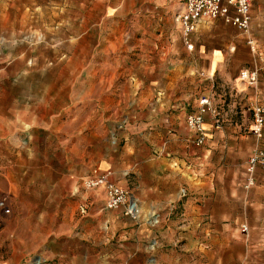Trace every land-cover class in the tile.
<instances>
[{
    "label": "rangeland",
    "instance_id": "1",
    "mask_svg": "<svg viewBox=\"0 0 264 264\" xmlns=\"http://www.w3.org/2000/svg\"><path fill=\"white\" fill-rule=\"evenodd\" d=\"M175 6V0H0V195L8 194L12 205V213L0 217V249L10 238L45 237L59 223L82 231L93 222L104 243L106 232L109 241H118L121 227H130L128 219L119 220L118 209L95 207L104 195L94 197L97 187L84 184L93 169L104 167L111 180L144 196L143 212L155 204L171 217L176 213L169 203L211 198L215 215H229L213 217L214 226L221 222L235 230L243 252L264 250V170L257 168L245 188L239 157L225 158V151L217 150L220 140L217 148L208 144L214 135H243L247 154L259 145L249 130L251 105L243 104L249 86L235 88L233 76L252 68L256 84L257 74L264 75V6L249 21L253 37L250 26L257 29L253 51L244 39L247 32L220 18L196 39L189 35L188 48L174 20ZM214 49L221 56L209 70ZM202 95L215 108L218 126L204 129L203 142L195 145L185 115ZM189 146L196 152L215 149L209 152L208 172L217 181L216 192L197 193L180 180L182 174L171 175L187 164ZM196 178L190 182L198 184ZM173 184L176 200L170 198ZM230 185L231 200L223 198ZM81 215L86 220H79ZM239 221L247 223L246 235ZM205 225L200 222L195 230L202 233ZM219 242L213 239V248ZM47 245L48 239L19 264H43L38 254ZM251 264H264V252Z\"/></svg>",
    "mask_w": 264,
    "mask_h": 264
},
{
    "label": "crops",
    "instance_id": "2",
    "mask_svg": "<svg viewBox=\"0 0 264 264\" xmlns=\"http://www.w3.org/2000/svg\"><path fill=\"white\" fill-rule=\"evenodd\" d=\"M175 1L176 6L173 12L174 17L181 8V0ZM263 1L264 0L251 1L249 10V21L251 20V23L252 20L254 21V18L262 12V7L264 6ZM211 20L213 19L199 21L196 24L195 29L189 35H192L193 39H196V34H200L199 32H202V30L207 26L208 23H210ZM250 30L254 37L248 30L247 34L244 36V39L245 42L246 37H250L252 39V46L249 47V49L253 51L254 38L256 40L258 39L256 36V26H250ZM189 42L192 47L193 43L190 40V36ZM196 45L200 47L202 50L201 52L205 51L203 44L197 43ZM214 50V52L210 51L208 55L209 70L212 68V60L213 62L218 61V58L221 56L218 49ZM216 64L218 63L216 62ZM253 70L254 69L252 68L247 69L246 67L240 68L233 76V82L235 84V88L237 89H244L249 86L244 95L243 104H248L251 106L254 104L264 105V75L258 73L257 83L255 84L256 77L253 80H249L248 77L249 73ZM209 116L210 114L208 112L204 113L203 115L202 126L204 129L208 128L209 126H213L214 128L218 126V121L217 123L213 120L210 121ZM214 132H219V130H214ZM251 139L253 140L256 138L251 137ZM219 140L223 144L221 147H218L217 150L221 152L224 150L225 158L227 155L231 154H236V156L239 157L236 166L237 168H240L241 173L243 174V186L245 180L244 161L246 155H248L247 152L249 150V142H244L245 136L243 135H214L208 140L210 148H212V146L213 148H217L216 142ZM232 140L238 141L240 145L236 147L228 145L229 142L227 141ZM256 141H259V145L263 143L262 139H257ZM194 148L191 146L187 148V152L191 155L189 157L190 159L186 160V165L182 162L181 168L178 170H173L171 175L175 176L178 173L182 174L180 176V180L186 181L188 184H190L193 188L192 190L197 193H203V190L207 188H210V190H214V192H216V189H213L212 186L217 181L213 180V183V175L212 173L208 172L209 152L210 150L213 152L215 149L207 148L201 152H196L194 151ZM196 161H200V166L197 167L195 165ZM232 161H234L233 158H231V162ZM257 168L264 170V168H260L259 166L254 168L253 182L255 180V171ZM97 169L98 171L107 170L104 169V167H99ZM199 171H201L203 174H199ZM197 174L200 176H196ZM195 177H197V180H200L201 178V181L198 184L190 182L191 179H194ZM186 178H189V180ZM229 183H233V180H229ZM173 186L174 188L171 191L170 198H172V200H176L177 190L174 184ZM95 187L97 188L94 191L96 192V196L94 195V197H99L103 194L105 202L104 185L100 184ZM182 188L184 189V187L179 188L180 193ZM230 189L229 195L227 197L224 196L223 198H228L230 200L233 199V188L231 185ZM150 190H152V187H150ZM132 197L136 199L137 206L139 208L138 217L134 218L125 214L123 212L122 205L113 207L120 211L119 213L121 214V217H124H120L119 220L128 219L127 224H130V227L128 228L121 227L122 232L117 233V237L120 238L118 241H109V239L106 237L108 236V233L106 232L104 234V238L107 241L104 243V239L101 237L103 234L100 231L98 234L93 232V222H90L87 228L82 231H70L67 229V225H64L66 223H59L56 229L51 230L47 236L42 238L33 237L32 239H25L23 236H18L16 238H10L11 240L8 239V244L4 245L3 249H0V264H19V261L26 259L30 253L36 251L38 247L41 244H44L45 240L47 239V247L38 254V257L44 262L43 264H251L252 262L255 263L258 256H260V253L264 252V250L256 249H246L243 252L237 246L238 243H240L239 238L241 236L236 233L235 230H226L228 227L225 225V223L217 222V224L220 226H214V224L211 223V221L214 219L213 217L216 216L218 218L217 220L225 217L229 219V215L226 216L225 214H214L213 208L209 207L208 204V200L211 198L203 197L201 202H195V196H191V198L187 197L184 201H175L176 203L172 204L169 203L170 208H175L176 213V215L170 217L167 212L158 211V206L155 204L152 205L153 207L149 211L143 212L139 205L141 203H145L144 196L139 193L138 197H136L134 194H132ZM213 199H218V196H216L215 193ZM104 202H101L100 206L98 203H96L95 207L100 208L101 210L103 208L107 209ZM113 208H108L107 210ZM80 209L81 212L84 211L85 206H81ZM9 214H3L0 212V217L7 216ZM236 219L237 217H234L232 220L235 222ZM79 220H86V216L81 215ZM113 220L114 219H112V223ZM200 222L206 224L202 228V233L195 230L197 224ZM241 223H245L248 230V225L245 221L238 222V229ZM82 226H84V224H82ZM114 233L115 231L113 234ZM246 234L247 231L245 235ZM131 238L133 240H130ZM213 239L220 240L218 244L219 248H213L211 244ZM262 241L264 242V236L262 237ZM56 246L61 247L56 249ZM250 254L254 258L247 260ZM34 255L35 254L33 253V256ZM197 255H201L203 257L201 259H196L195 257ZM23 264L31 263L26 262Z\"/></svg>",
    "mask_w": 264,
    "mask_h": 264
},
{
    "label": "built area",
    "instance_id": "3",
    "mask_svg": "<svg viewBox=\"0 0 264 264\" xmlns=\"http://www.w3.org/2000/svg\"><path fill=\"white\" fill-rule=\"evenodd\" d=\"M252 0H181V8L175 14L174 19L178 22L184 43L191 47L189 34L195 29L199 21L220 18L226 23L232 24L242 32H248L249 10ZM249 47L252 46V39L246 37ZM249 80L255 78L254 70L248 75ZM209 112L217 123V112L211 105L207 96L202 95L197 99L196 108L185 115V122L194 133L193 143L199 145L203 142L204 128L202 126L204 113ZM251 122L249 130L256 139H262L263 143L253 148L245 160V180L244 187H248L253 182V171L256 166L264 168V105L254 104L251 106ZM109 169L98 171L93 169L91 175L84 180L86 187H95L103 184L105 188V207L113 208L122 205L123 212L131 217L139 216V208L136 199L124 186L109 178ZM184 193V189H181ZM12 211L10 197L4 193L0 195V212L9 214ZM239 230L246 233L247 226L241 223Z\"/></svg>",
    "mask_w": 264,
    "mask_h": 264
}]
</instances>
